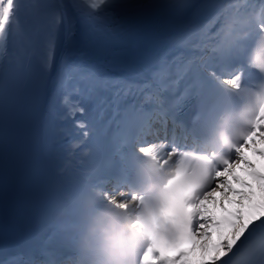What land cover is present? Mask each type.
<instances>
[{
  "label": "snow or ice",
  "instance_id": "1",
  "mask_svg": "<svg viewBox=\"0 0 264 264\" xmlns=\"http://www.w3.org/2000/svg\"><path fill=\"white\" fill-rule=\"evenodd\" d=\"M241 16L237 0L178 11L163 0H0V177L25 135L51 159L74 142L88 149L97 187L127 185L141 163L174 164L155 196L131 197L147 238L138 264H264V23L245 31ZM129 37L139 42L111 50ZM225 117L237 122L222 148L202 152ZM71 195L49 185L45 246L7 264H70L56 206Z\"/></svg>",
  "mask_w": 264,
  "mask_h": 264
},
{
  "label": "bare ground",
  "instance_id": "2",
  "mask_svg": "<svg viewBox=\"0 0 264 264\" xmlns=\"http://www.w3.org/2000/svg\"><path fill=\"white\" fill-rule=\"evenodd\" d=\"M163 3L166 4L171 10L178 11L180 10L181 6L185 3V0H163ZM138 42H139L138 38L129 37L123 40L112 41L110 44V48L112 50L114 48L122 47L123 45L128 46V47L132 45L134 47ZM94 119L98 122V125H102L104 121L107 119V117L101 116V114L99 113V108H98L94 114ZM69 147H70L69 154H65L59 158L53 159V162L51 159H47V162L50 164L52 162V164L57 165L59 167L58 169L60 172L59 175H61V177L59 176V179L61 180L59 184L60 186L64 187L66 190H68L69 188H74V186L69 185V181H71L72 183H76V181H78V179H76L75 174L73 172L75 171V168H79L82 166L85 167L86 173H88L89 177H87V181H84V183L77 182L76 185H79V186L81 185L82 188L88 190L89 186L91 185L90 184L91 183V179H90L91 170L87 168V165L89 164V162H87L89 159V150L82 146H79L78 144H75V142L73 145H70ZM11 166L12 165H10V167ZM82 170H83L82 168H79L78 170H76V172L79 173ZM111 184H113L112 187H114V185L116 186L115 181ZM94 190H96L101 195L104 188L102 187V185L99 187L95 186ZM130 196H128L127 194L124 195V197L126 198L124 199V201L125 200L127 201L128 197L130 199ZM130 202L131 201H129V204ZM129 209L130 207L127 210Z\"/></svg>",
  "mask_w": 264,
  "mask_h": 264
},
{
  "label": "clouds",
  "instance_id": "3",
  "mask_svg": "<svg viewBox=\"0 0 264 264\" xmlns=\"http://www.w3.org/2000/svg\"><path fill=\"white\" fill-rule=\"evenodd\" d=\"M137 241L135 233L125 234L123 228L110 223L100 230L99 240L91 246L93 259L91 264H125Z\"/></svg>",
  "mask_w": 264,
  "mask_h": 264
}]
</instances>
